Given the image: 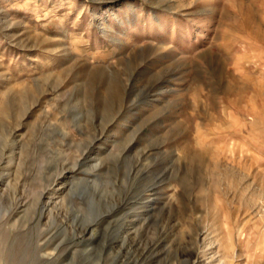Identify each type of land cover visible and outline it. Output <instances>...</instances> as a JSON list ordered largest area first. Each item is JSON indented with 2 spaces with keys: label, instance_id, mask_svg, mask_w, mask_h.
Returning <instances> with one entry per match:
<instances>
[{
  "label": "rangeland",
  "instance_id": "rangeland-1",
  "mask_svg": "<svg viewBox=\"0 0 264 264\" xmlns=\"http://www.w3.org/2000/svg\"><path fill=\"white\" fill-rule=\"evenodd\" d=\"M0 264H264V0H0Z\"/></svg>",
  "mask_w": 264,
  "mask_h": 264
}]
</instances>
